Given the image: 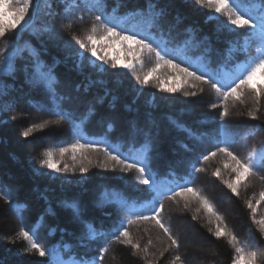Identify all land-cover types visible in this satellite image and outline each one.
I'll return each mask as SVG.
<instances>
[{"label": "trees", "instance_id": "obj_1", "mask_svg": "<svg viewBox=\"0 0 264 264\" xmlns=\"http://www.w3.org/2000/svg\"><path fill=\"white\" fill-rule=\"evenodd\" d=\"M255 1L260 3H244L250 6ZM148 2L32 0L26 16L30 25L22 31L18 26L0 38V67L5 57L12 56L14 68L11 74L0 72V227L8 228L6 212L13 221L8 234L0 233V264H49V257L24 251L30 242L19 235L21 228L30 234L35 231L36 242L46 249L57 248L65 261L232 264L234 247L228 237L214 235L217 224L237 237V246L258 253L256 264H264V232L253 222V215L256 220L264 218V199L260 196L264 192V167L254 168L253 174L237 181L232 171L234 162L218 150L227 147L243 160L252 147L264 143V95L257 102L254 93L245 89L240 100L229 96L225 101L212 88L213 83H226L220 67L231 72L228 83L240 76L234 62L241 59L243 48L253 54L258 44L245 45L244 30L224 27L226 17L221 14L210 20L214 10L193 0H151L162 15L149 27L146 15H132ZM96 16L104 22L123 16L129 20L142 18V31L165 42L169 49L182 47L187 61L176 57L175 63L197 75H207L210 82L164 66L157 69L159 77L154 72L149 83L142 85L131 71L114 69L111 62L101 67L81 62L79 45L72 37L83 38L93 24L97 26L96 38L103 36ZM33 51L52 70V91L32 82ZM195 57L201 59V66L190 67L189 61ZM142 59L143 66L135 67L141 78L156 65L154 54L147 53ZM167 74L176 83L157 87ZM173 87L178 90H164ZM225 106L229 114L221 117ZM250 111L255 118L249 116ZM57 120L58 124L35 129L28 137L22 135L34 124ZM77 141L86 147L73 153L69 146ZM145 147L147 161L140 166L155 178L152 187L137 181L135 168L122 171L125 165L111 159V155H117L124 160L130 150ZM60 148L69 151L61 156ZM49 150L57 167L67 166V171L41 167L39 162ZM127 162L135 163L132 159ZM105 164L107 168L102 167ZM81 167L88 171L81 173ZM217 169L219 175H214ZM225 181L234 183L239 194L233 193ZM187 187L199 190L223 221H218L191 193L179 194ZM219 193L228 199L235 219L222 207ZM249 201L255 212L248 207ZM157 210L169 233L155 219H137L156 216ZM181 218L195 228L203 244L213 249L214 258H203L202 254L200 260L195 252L183 247L178 227ZM125 230L132 244L123 242L126 237L120 232ZM135 244L139 248L133 247ZM104 248L107 251H102Z\"/></svg>", "mask_w": 264, "mask_h": 264}, {"label": "snow or ice", "instance_id": "obj_2", "mask_svg": "<svg viewBox=\"0 0 264 264\" xmlns=\"http://www.w3.org/2000/svg\"><path fill=\"white\" fill-rule=\"evenodd\" d=\"M193 2L201 7H207L209 9H213V13L209 16L210 20L218 19L216 14H221L226 17V21L224 22V27L229 28L230 30L241 29L247 33L245 45H248L252 42H256L258 47L256 48V52L258 55L256 57H252L249 59L247 63L241 65L238 69L240 76H237L233 79L232 83H225L223 86H218V84L213 83L212 88L218 94H222L225 101L228 99L229 96L240 100L241 97L244 95L245 89L250 90L254 93L257 102L259 101L260 97L264 95V79H262L257 86L256 76L258 73H264V0H260L259 10L256 11L255 6L251 8L244 3V0H193ZM32 4V0H0V38H3L7 32L17 30L18 26L23 27L24 24L28 23L26 20V16H28L30 6ZM99 6L97 5V8ZM5 9H10L8 16L11 19H8L5 15ZM255 12V14H254ZM132 15L136 16H147V23L149 27L162 15L161 11H158L156 5L149 0L146 7L144 9H137L135 10ZM77 19H82V17H77ZM95 20L101 24L102 28L104 29V35L101 39H105L106 37H112L113 41L116 40L129 42V49L130 51H134L136 63H139L143 66V59L141 58L142 55L147 51L148 54H154L156 59V65L153 67L148 74H145L143 78L139 74H137L134 63H127L124 64L123 67L131 71L132 75L142 84L146 85L149 83V76L156 72L158 68L167 66L168 68L172 69L177 74H186L188 77H194L196 80L203 81L204 83H209V79L207 75H197L196 72L190 71L189 68L181 67L180 64L174 62L176 57H179L182 61H187V57L183 56L181 50L179 48L176 49H169L164 46L165 42L157 41L154 36H151L146 31L136 32L134 28H121V31H117V26L114 25V21L112 19H107V22L102 21L101 16H96ZM7 21V22H6ZM71 25H67L70 27ZM232 26H235L233 28ZM132 32L131 35L128 33ZM96 33H97V26L93 24L91 27L90 32H88L83 38L73 35V40L79 45V50L77 51V55L79 56L81 62L85 58V53H91L92 56L97 55V49L94 45H96ZM143 38H139V37ZM149 40L152 43H149ZM135 45L136 48L132 49L131 45ZM155 44V47L153 46ZM83 50V51H80ZM246 50V49H245ZM163 53V54H162ZM17 53H13L16 55ZM34 57L33 59V75H32V82L34 84H43L45 87L52 91V84L55 82V78L52 75L51 68H47V66L40 60L39 55L36 52H32ZM173 56V59H167V56ZM99 60H105V57L99 56L97 57ZM112 68H117V63L113 62L111 64ZM14 71L13 64H12V56L5 57V62L2 67H0V72L11 74ZM159 79V78H157ZM238 80V82H236ZM234 84V86H233ZM157 87L163 88L162 83H157ZM227 89L226 91L224 89ZM168 92H176L178 89L167 88L164 89ZM185 95H192L194 96V92H186ZM213 108L217 107L215 104L212 105ZM228 108L225 106L223 113H221V117L227 116ZM249 116L255 118L254 112H249ZM64 117L61 116V119ZM15 119V117H13ZM49 123H59L57 121H45L38 125H32V127L27 128L22 132V135L28 137L32 131L35 129H43ZM251 134V133H250ZM224 142V141H222ZM90 146V145H89ZM86 146L80 144L77 141L74 144H71L69 148H71L72 152L75 153L78 149H83ZM69 148H60L59 152L60 155L63 156L66 152L69 151ZM221 152H224L231 158L234 162L232 167V171L236 172L237 174V181L242 180L244 177L253 174V169L256 167H264V143L260 145L259 148L252 147L250 151H248L246 157L241 160L238 156L233 154L227 147L218 149ZM107 151V150H106ZM131 154L126 156L124 160L117 155H111V159L117 161V163L125 165L122 168V171H128L133 168L137 170L139 175L136 177L137 181L140 184L148 185L152 187L155 185L156 181L155 178L151 176L150 173H146V168L140 165L146 164L147 156H146V147L140 150L132 149L130 150ZM141 153L138 155L137 153ZM212 156H215L216 153H211ZM45 158L40 160L41 167H46L48 169H52L56 172L67 171L68 168L61 169L57 167L56 162L53 161V152L51 150L46 151L44 153ZM75 159V156H73ZM132 159L135 163H128L127 161ZM205 160L208 159L207 156L204 157ZM227 166V165H226ZM102 167L107 168L108 165H102ZM115 166H113L114 168ZM88 171L87 168L81 167L80 172L86 173ZM200 171V169H197ZM214 175H219V169L214 173ZM228 188L232 190L233 193L239 194L237 192V187L234 183L225 181ZM186 193H191V195L195 198H198L205 209L211 213L212 215L216 216L218 221H223V217L219 216L213 209L212 204L208 201V199L202 196L199 190H194L190 187L181 188L180 195H184ZM261 199H264V192L260 193ZM259 203V202H258ZM163 205H161V208ZM248 207L253 208L251 201L248 202ZM253 212L255 209L253 208ZM137 219H155L156 223L159 225L160 228L164 230L165 233H169V229L165 227L163 223L160 222L158 218V210L157 215L153 217L138 216ZM129 223L132 221L129 220ZM253 222L260 226V230L264 232V218L260 220H256L255 215H253ZM90 231L91 226H88ZM226 227V226H225ZM19 235L26 241L30 242L29 247L25 248V252H32L35 251L41 257H49V264H89V262L84 261L83 259L77 260L75 258L70 259L69 261H65L61 258V254L57 248L46 249L40 243H37L34 239L36 235L35 231H32L30 234L29 231H25L23 228L20 229ZM214 235L217 238L220 237H228L229 243L234 247L235 256L233 258L232 264H256L258 253L256 251H249L246 252L245 247L237 246L239 245V241L237 237L232 234L230 231H224V229L217 224L216 230ZM120 236L126 237L123 241L127 244H132L131 239L129 238V233L125 230L120 232ZM119 236L116 237L119 240ZM171 238V236H170ZM151 243V241H149ZM172 244L177 245V241L172 239ZM178 246V245H177ZM133 247L139 248V244L133 245ZM102 251H107V248H104ZM177 260L180 259L179 256L176 257Z\"/></svg>", "mask_w": 264, "mask_h": 264}, {"label": "rangeland", "instance_id": "obj_3", "mask_svg": "<svg viewBox=\"0 0 264 264\" xmlns=\"http://www.w3.org/2000/svg\"><path fill=\"white\" fill-rule=\"evenodd\" d=\"M4 11H5L6 17L8 19H11V17L8 16L10 9H5ZM216 15H219V14H216ZM123 20L124 19H120V20H117L116 22H114V25H118L117 31H121V28H129V29L134 28L135 31L137 30L136 29L137 28L136 22H131L129 24V21L126 23ZM136 32H138V31H136ZM128 34L131 35L132 32H129ZM101 37L96 38L97 43H96V45H94L97 49V55L92 56L90 52L85 53V58L83 59V61H85L89 66L101 67L105 61L97 59V57H99V56L105 57V60L109 63L110 62L111 63L116 62L117 68H119V69H126L123 67V65L127 64V63H134L136 66L139 64V63H136L134 51H130V49H129V42H124V41H119V40H116L114 42L112 37H106L105 39H101ZM131 48L135 49L136 46L133 44V45H131ZM80 51H83V50H80ZM146 54H147V51H145V53L142 55V57L145 56ZM254 56H246L244 59H241L240 61H236L235 62L236 63V69L238 70L241 65H244L245 63H247L249 61V59L254 57ZM79 60H80V58H79ZM190 64L191 65H197L198 62H196V61L192 62L191 61ZM126 70H128V69H126ZM154 76L159 77L160 73L158 71H156ZM223 76H224L225 80H227V81L230 79V76H229V74L226 73V71H224ZM175 78H177V77H175ZM262 79H263V77H261L260 74L258 73L256 76L257 85L260 83V81ZM161 83L164 84L165 86H167V84L174 85L176 83V80L171 75L167 74V75L163 76V80L161 81ZM252 130H254V128L250 129L249 131L251 132ZM28 147L31 148L30 144H28ZM14 180H16V178H14ZM219 194H220V198H221L222 207L226 210L227 214L230 216V218L232 220L235 219L236 215L230 211V203H229L228 199L225 197V195L223 193H219ZM6 220L9 222L8 228H5V226L0 227V233L1 234L2 233L8 234V230L11 229V227L13 226V221L9 217L7 212H6ZM178 227H179V230L181 231V235L183 238V240H182L183 247L189 249L190 251L195 252L196 258L201 260L202 254H203V258L204 257H207V258H214L215 257L216 254L214 253L213 249L210 246L203 244L199 240L195 228L186 219L181 218L178 221Z\"/></svg>", "mask_w": 264, "mask_h": 264}]
</instances>
